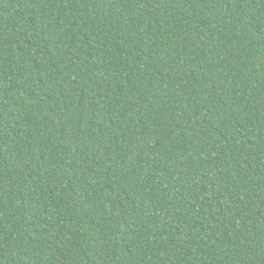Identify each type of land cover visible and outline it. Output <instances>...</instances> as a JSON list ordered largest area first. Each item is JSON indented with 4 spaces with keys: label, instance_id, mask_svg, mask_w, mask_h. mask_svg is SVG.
Segmentation results:
<instances>
[{
    "label": "trees",
    "instance_id": "1",
    "mask_svg": "<svg viewBox=\"0 0 264 264\" xmlns=\"http://www.w3.org/2000/svg\"><path fill=\"white\" fill-rule=\"evenodd\" d=\"M0 264H264V0H0Z\"/></svg>",
    "mask_w": 264,
    "mask_h": 264
}]
</instances>
